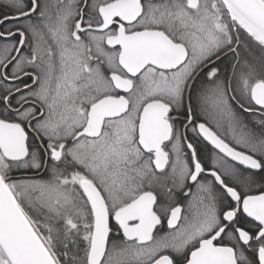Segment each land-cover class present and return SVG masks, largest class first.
<instances>
[{
  "label": "snow or ice",
  "instance_id": "1",
  "mask_svg": "<svg viewBox=\"0 0 264 264\" xmlns=\"http://www.w3.org/2000/svg\"><path fill=\"white\" fill-rule=\"evenodd\" d=\"M0 264H264V0H0Z\"/></svg>",
  "mask_w": 264,
  "mask_h": 264
}]
</instances>
